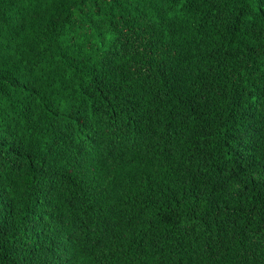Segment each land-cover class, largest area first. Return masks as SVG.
Returning a JSON list of instances; mask_svg holds the SVG:
<instances>
[{"label": "trees", "instance_id": "obj_1", "mask_svg": "<svg viewBox=\"0 0 264 264\" xmlns=\"http://www.w3.org/2000/svg\"><path fill=\"white\" fill-rule=\"evenodd\" d=\"M0 264H264V0H0Z\"/></svg>", "mask_w": 264, "mask_h": 264}]
</instances>
